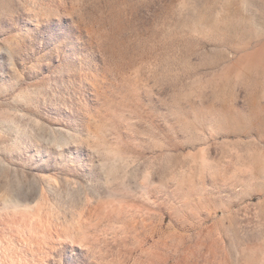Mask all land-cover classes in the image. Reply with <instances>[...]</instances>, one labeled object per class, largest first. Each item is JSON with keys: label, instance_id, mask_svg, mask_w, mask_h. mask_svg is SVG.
I'll return each instance as SVG.
<instances>
[{"label": "rangeland", "instance_id": "374dc122", "mask_svg": "<svg viewBox=\"0 0 264 264\" xmlns=\"http://www.w3.org/2000/svg\"><path fill=\"white\" fill-rule=\"evenodd\" d=\"M0 264H264V0H0Z\"/></svg>", "mask_w": 264, "mask_h": 264}]
</instances>
